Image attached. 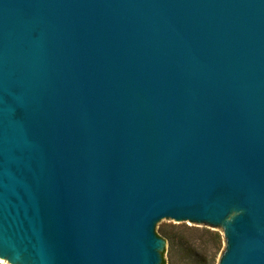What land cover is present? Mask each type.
<instances>
[{"label": "water", "instance_id": "95a60500", "mask_svg": "<svg viewBox=\"0 0 264 264\" xmlns=\"http://www.w3.org/2000/svg\"><path fill=\"white\" fill-rule=\"evenodd\" d=\"M161 219L264 264V0H0V263L162 264Z\"/></svg>", "mask_w": 264, "mask_h": 264}, {"label": "rangeland", "instance_id": "374dc122", "mask_svg": "<svg viewBox=\"0 0 264 264\" xmlns=\"http://www.w3.org/2000/svg\"><path fill=\"white\" fill-rule=\"evenodd\" d=\"M220 229H212L203 225H194L188 222H174L169 219H161L155 225V233L159 236L168 239L169 235L175 234L179 237L191 242V248H179L174 246L175 250H172L169 244H166L163 251V258L165 264H188L190 261H195V264H201L203 257L211 258L218 257L221 250L219 245L222 246V242L217 244L213 235ZM193 243V244H192ZM219 249V251H217ZM193 261V264H194ZM201 262V263H200Z\"/></svg>", "mask_w": 264, "mask_h": 264}, {"label": "trees", "instance_id": "16d2710c", "mask_svg": "<svg viewBox=\"0 0 264 264\" xmlns=\"http://www.w3.org/2000/svg\"><path fill=\"white\" fill-rule=\"evenodd\" d=\"M213 237L215 238L217 244H219V242L221 243L222 242V237H221V234L216 232ZM167 241V244L170 245L171 249L172 250H175V248H173L175 245L176 246H179V248H186L188 249L189 247L191 248V242L190 241H186L185 239L179 237L178 235H175V234H171L169 235L168 239H166ZM193 244V243H192ZM222 246L219 245V249L221 248ZM219 249L217 251H219ZM203 261L201 260V264H215L216 263V260H214V256L211 257V258H207V257H203ZM217 259V258H216ZM197 258L195 259L194 261V264L196 262ZM193 261H190L191 263H188V264H193ZM2 264V263H0ZM162 264H165V260L163 258L162 260Z\"/></svg>", "mask_w": 264, "mask_h": 264}, {"label": "bare ground", "instance_id": "6f19581e", "mask_svg": "<svg viewBox=\"0 0 264 264\" xmlns=\"http://www.w3.org/2000/svg\"><path fill=\"white\" fill-rule=\"evenodd\" d=\"M1 261V260H0Z\"/></svg>", "mask_w": 264, "mask_h": 264}]
</instances>
